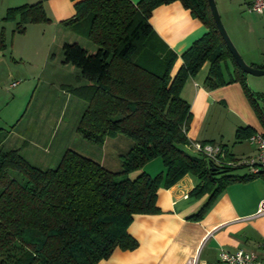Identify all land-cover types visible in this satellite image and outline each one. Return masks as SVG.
<instances>
[{
    "label": "trees",
    "instance_id": "16d2710c",
    "mask_svg": "<svg viewBox=\"0 0 264 264\" xmlns=\"http://www.w3.org/2000/svg\"><path fill=\"white\" fill-rule=\"evenodd\" d=\"M174 1L83 0L74 17L63 21L78 35L64 43L63 62L79 67L80 78L89 81L72 89L88 105L77 131L97 144L121 135L131 142L119 154V170L74 148L65 151L58 166L44 169L21 148L2 147L9 131L0 126V264H98L118 247L136 249L138 241L128 228L135 213L161 212L160 186L169 188L188 174L200 178L193 195L210 196L188 217L200 221L228 184L260 176L236 174L246 165L229 164L237 158L231 159L224 145L226 157L220 164L187 147L193 114L182 88L207 60V87L239 82L263 125L264 93L248 85L249 74L226 45L209 0H181L210 29L181 56L183 64L173 73L180 55L150 19L154 8ZM3 18L17 21L14 31L20 33L29 23L52 19L39 0L11 6ZM2 31L0 45L6 49L7 31ZM230 61L235 67L227 81L224 67L230 69ZM256 131L240 127L236 138L248 139ZM159 156L166 173L152 176L146 170L131 177Z\"/></svg>",
    "mask_w": 264,
    "mask_h": 264
},
{
    "label": "crops",
    "instance_id": "0c3cea01",
    "mask_svg": "<svg viewBox=\"0 0 264 264\" xmlns=\"http://www.w3.org/2000/svg\"><path fill=\"white\" fill-rule=\"evenodd\" d=\"M36 1L38 0H10L9 4L20 6L23 3H36ZM39 1H43L47 14L53 18V22H56L55 32L66 30L65 32L68 33L66 34L67 39L64 38V43L78 36L63 21L74 17L77 3L83 0ZM133 1L140 2V0ZM238 1L236 8L242 13L240 19L244 22L247 33L254 36V40L257 41V43L242 42L238 48L243 58H246L250 64L264 68V18L259 12L250 8L253 0ZM183 4L181 0H178L159 5L153 9L150 19L156 33L180 55L173 71L174 74L183 64L181 56L193 42L204 37L210 29ZM48 27L41 26L43 38L51 33ZM63 60L64 55L61 62L63 65H69ZM229 65L230 69H228L229 66L224 67L227 81L231 77L230 71L235 67L231 61ZM210 68L211 62L207 60L203 68L190 77L182 88V96L192 106L193 119L188 133L189 140L211 141L219 146L224 145L232 155L231 159L255 155L257 153L255 146L253 154L239 151L237 144L230 146L234 142L250 141L249 138L241 141L236 138V131L240 127L250 125L257 131H264V125L246 96L244 86L233 81L225 85L220 84L215 89L207 87L205 82ZM251 75L249 74L247 80L252 85L255 83L250 80ZM62 87L76 95L72 92L76 86L67 87L65 84ZM225 116L228 118L233 116L230 132L223 124ZM28 143L29 141L25 138L23 146L27 148ZM127 143L129 145L130 142ZM108 144L106 141V147ZM24 147L18 148H21L23 155L29 159ZM159 158L161 159V156L146 163L143 170L133 172L131 177H136L146 170L152 176L159 172L166 173L167 169L162 162L163 159ZM105 162L102 163L105 164ZM238 170L237 168L236 174L247 175L250 168L247 167L243 172H238ZM199 182L200 178L188 174L176 185L169 188L160 186L157 205L162 208L161 212L135 213L134 221L128 228L129 233L138 241L136 249L125 250V248L118 247L108 258L102 259L98 264H187L189 259L194 257H199L198 264H222L219 255L222 249L234 252L240 248L263 255L264 215L256 216V214L260 209L261 201L264 200V174L248 181L237 180V182L228 184L204 219L195 221L188 217L199 211L210 196L200 198V196L193 195L192 191Z\"/></svg>",
    "mask_w": 264,
    "mask_h": 264
},
{
    "label": "rangeland",
    "instance_id": "374dc122",
    "mask_svg": "<svg viewBox=\"0 0 264 264\" xmlns=\"http://www.w3.org/2000/svg\"><path fill=\"white\" fill-rule=\"evenodd\" d=\"M9 1L0 0V36L3 27H6L8 44L6 49H2L0 45V126L9 131V137L1 146L7 150L24 147L23 141L27 138L29 143L27 148L24 147L25 153L34 165L44 169L58 166L65 151L74 148L88 157L106 161L105 164L110 169L119 170L122 161L119 154L128 148L127 142H131L128 137L120 134L119 139H109L106 147V144L84 139L81 132L77 131L80 118L88 105L80 96L70 93L62 86H78L88 84L89 81L80 78L79 67L70 64L66 66L61 62V49L68 33L66 30L55 32L56 22H53L52 17L50 22L29 23V31L26 29L25 33L14 31L18 22L3 20L6 11L14 6H10ZM216 2L221 20L235 46L238 48V45L245 41L257 43L254 36L247 33L246 26L240 19L242 13L236 8L239 1ZM41 26H49L50 35L43 38ZM82 41L89 42L84 38ZM252 76L250 80L255 84L248 82V85L255 92L261 90V93H264V75ZM14 81L19 82L17 86H13ZM232 119L233 116H225L223 122L228 132L231 130ZM236 144L241 152H255L249 140L234 142L230 146ZM246 169L247 166L240 167L238 172ZM121 177L123 178L122 175L118 178Z\"/></svg>",
    "mask_w": 264,
    "mask_h": 264
},
{
    "label": "built area",
    "instance_id": "2783aa9c",
    "mask_svg": "<svg viewBox=\"0 0 264 264\" xmlns=\"http://www.w3.org/2000/svg\"><path fill=\"white\" fill-rule=\"evenodd\" d=\"M250 8L253 11L259 12V14L264 18V0H253L251 2ZM19 82L14 81V85H18ZM253 146H255L257 153L253 156L249 155L241 159H236L233 161H228L229 164H244L250 168L249 173L254 175L264 174V131H256L251 136L248 137ZM188 149L193 153H199L212 157V159L218 164L223 162V157H226V152L218 144L212 142H202V141H192L188 144ZM260 209L256 216L264 215V200L261 201ZM220 262L222 264H264V253L258 254L253 251H248L245 249H238L234 252L228 249H222L219 253ZM199 257H194L189 259L187 264H198Z\"/></svg>",
    "mask_w": 264,
    "mask_h": 264
},
{
    "label": "water",
    "instance_id": "95a60500",
    "mask_svg": "<svg viewBox=\"0 0 264 264\" xmlns=\"http://www.w3.org/2000/svg\"><path fill=\"white\" fill-rule=\"evenodd\" d=\"M209 5L210 8L213 12V17L215 22L217 23V25L219 26V30L221 35H223L224 39H225V43L228 46V48H230V50L233 52L234 58L236 59V61L238 62V64L241 66L240 68L244 71L247 72L248 74H252V75H264V68H260V66H254L252 64H250L248 62V60L244 59L242 56V52L235 46L234 44V40L232 39V37L228 34L227 32V28L224 25V23L221 20V14H220V10H218L217 7V2L216 0H209Z\"/></svg>",
    "mask_w": 264,
    "mask_h": 264
}]
</instances>
